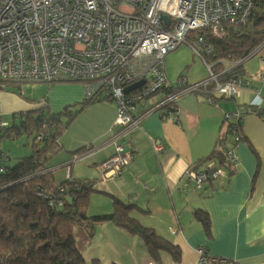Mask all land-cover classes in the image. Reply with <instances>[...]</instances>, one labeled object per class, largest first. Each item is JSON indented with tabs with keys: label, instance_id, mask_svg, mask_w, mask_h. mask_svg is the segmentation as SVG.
<instances>
[{
	"label": "crops",
	"instance_id": "0c3cea01",
	"mask_svg": "<svg viewBox=\"0 0 264 264\" xmlns=\"http://www.w3.org/2000/svg\"><path fill=\"white\" fill-rule=\"evenodd\" d=\"M259 69V74L253 77L257 80L256 85L252 83L244 87L236 98L211 104L204 96L203 98L196 92H190L182 95L176 103V121L169 116L163 117L168 112L166 109L145 115L138 127L122 138L126 148L133 153L128 170L105 183L99 178L100 183L95 192L105 194L106 197H96L95 200L107 201L110 207L101 203L98 205L99 209L94 210V203H90L93 192L89 200L90 215L110 213L112 208L115 209L117 201L130 205L132 216L143 226L153 228L178 247L179 258L175 260L165 254L163 264H196L200 248L212 255L237 259L239 264H264V117L249 112L252 101L262 98L264 106V81L260 78L264 74L263 62ZM175 83L171 82L172 85ZM256 88L261 89L260 98H257ZM8 89L0 87V97L9 99V95L1 91ZM74 90L76 95L71 94ZM55 92L60 93L54 96L52 104L55 100H62L63 103H70L69 105L84 100L74 102L80 98L82 91L73 85L58 86ZM161 97L162 95H155L147 103L142 102L138 110L148 107L150 102L159 101ZM89 106L94 111V120L85 119L86 128L79 130V136L89 132L96 136L93 141H100L108 134L109 128L113 130L117 108L113 103H105L103 100L86 107ZM36 109L38 107L19 113ZM238 111L245 112L240 130L241 138L239 134L229 137L231 148L238 156L235 172L218 178L213 184L208 185L207 182L203 190L196 188L194 181L187 176V169L194 164L197 168L204 167L201 160L213 153L219 136L226 131L224 119L228 114ZM19 113L14 112L11 119H6L5 114L0 112L6 123L16 121ZM155 142L164 146L162 152L155 151ZM81 143L77 141L70 147L64 146L66 148L56 154L49 165L54 170L72 164L71 175L78 174L98 180V176H90V171L96 170L97 164L111 156L113 148L110 145L105 148L102 146L92 158V164H88L91 167L82 170L76 169V163H73L79 155L71 161L73 154L79 153L78 149L84 146ZM19 151L20 147L11 154L3 151V155L9 156L10 162L14 163V159L16 162L22 157L18 156ZM22 151L25 155L26 150ZM63 169L55 172L56 179L57 173L63 172ZM109 198L115 202L112 204ZM196 207L208 214L210 231L204 228L200 220L192 218ZM111 223L109 221L102 224L111 226L119 237L121 250L117 251L120 258L115 260L116 264L153 263L154 260L145 249H133L130 237L126 238L128 242H124L127 235L121 231H125ZM93 255L94 258L101 256L95 248L91 249L87 257ZM122 260V263L118 262Z\"/></svg>",
	"mask_w": 264,
	"mask_h": 264
},
{
	"label": "built area",
	"instance_id": "2783aa9c",
	"mask_svg": "<svg viewBox=\"0 0 264 264\" xmlns=\"http://www.w3.org/2000/svg\"><path fill=\"white\" fill-rule=\"evenodd\" d=\"M254 8L255 0H0V83L80 82L88 98L111 97L117 105L115 125L123 131L119 141L112 136L110 139L118 154L102 165L109 168L110 175L117 174L131 158L120 138L154 111L166 109L163 117L176 121L179 96L198 89L200 83L188 84L183 77L177 89L170 90L166 55L185 43L193 30L209 29L214 36L225 35L226 23L247 21ZM202 40L199 36L192 42L196 55L201 54ZM209 71L210 76L199 86L205 88L213 82L218 94L240 96L245 84L242 80L221 83L211 67ZM142 81L141 86L126 92ZM163 89L169 91L159 101L151 102L146 114H137L138 105ZM136 100L137 105H128ZM207 101L213 103L211 98ZM250 105L249 112L258 113L262 98ZM228 118L235 123L236 134L244 114L238 111ZM5 124L0 114V128ZM154 149L160 153L164 146L155 142ZM228 158L233 165L238 163L232 149ZM215 165L210 162L207 168ZM3 170L5 167L0 168ZM186 173L201 190L210 179L226 176L228 171L218 168L206 173L194 164ZM196 264L239 262L200 248Z\"/></svg>",
	"mask_w": 264,
	"mask_h": 264
},
{
	"label": "trees",
	"instance_id": "16d2710c",
	"mask_svg": "<svg viewBox=\"0 0 264 264\" xmlns=\"http://www.w3.org/2000/svg\"><path fill=\"white\" fill-rule=\"evenodd\" d=\"M225 29V35L221 37L214 36L209 29L193 30L185 43L193 48L192 42L202 36V51L199 57L218 76V82L227 83L238 77L245 83L243 88L247 87L254 79L249 75L244 63L257 56L264 63V0H255V8L247 21L226 23ZM225 61L233 63L230 70L224 66ZM183 77L185 76L181 73L177 83L171 86V91L177 89ZM260 78L264 81V74H261ZM36 83L54 86L77 82L60 80ZM198 83L201 84L202 81ZM200 84L197 91H194L195 94L211 98L214 104L229 98L218 94L213 82L205 88L199 86ZM0 87L9 88V81L0 83ZM167 91L169 89H163L156 95L164 96ZM255 92L261 94V89L256 88ZM102 100L113 99H101L100 96L85 97L82 102L68 105L64 111L56 113L46 112L43 105L36 110L19 113L16 121L0 128V168L5 167V170L0 171V264H90L84 255L85 247L93 240L96 226L105 220L111 221L128 234L140 236L154 263L163 264L165 254L175 260L179 258L178 247L153 228L143 226L132 216L130 205L117 201L112 215H90L89 200L93 192L91 184L95 179L85 178L84 181V178L76 177L57 182L55 172L65 166L52 170L49 163L56 154L66 148L65 144L60 143L59 135L63 134L66 124L74 120L87 105ZM137 104L138 100L128 105L131 107ZM138 108L140 113L137 114L143 115L149 107H141L139 110ZM257 112L264 117V106ZM62 115L66 116V120L62 119ZM224 120L226 131L219 136L213 153L201 160L200 163H203L204 167L199 166L198 170L200 168L210 173L223 168L230 174L235 172L236 165L228 158V151L232 149L229 137L234 135L235 123L227 117ZM122 131L123 128L114 125L112 137L119 141ZM128 133L120 138L123 145L122 138ZM236 134L240 136V131ZM23 135L33 136L35 142L33 141L32 150L30 154L11 163L10 157L3 155L1 142H13ZM40 135L41 139L38 138ZM113 145L115 146L114 142ZM82 149L84 147L78 151ZM115 154L114 150L111 156L97 165H102ZM210 162H216V165L208 169ZM216 180L218 178L210 179L208 185ZM199 220L204 228L210 231L211 221L208 214L202 213Z\"/></svg>",
	"mask_w": 264,
	"mask_h": 264
},
{
	"label": "rangeland",
	"instance_id": "374dc122",
	"mask_svg": "<svg viewBox=\"0 0 264 264\" xmlns=\"http://www.w3.org/2000/svg\"><path fill=\"white\" fill-rule=\"evenodd\" d=\"M259 56L250 58L247 60L244 65L246 70L249 72V75L255 77L257 74H259L260 69V63L261 60H259ZM165 65V71H166V76L168 79V83H175L177 78L181 73L184 74L185 76V81L188 84H196L198 82H201L208 78L210 76V71L209 67L206 66V64L202 61V59L199 57V55H196L193 48L186 44L182 43L179 45L176 49L170 51L164 61ZM224 66H226L227 69H231L233 67V63H230V61H225ZM254 85H256L257 80H253ZM76 86L79 87L82 91L81 96L79 99H75L74 102L76 101H82L86 97V92H85V85L83 83L77 82L76 84H57L54 86H50L48 83H11L9 85L8 90H1L2 93L8 94L9 99L7 98H2L0 97V112L2 115L5 114L6 119H11L12 115L14 112H21V111H26L29 109H35L37 107H44V110L49 113H55V112H60L66 105H69L70 103H63L64 101L62 100H55L52 104V100L56 94H59L60 92H55V88L58 86ZM6 89V88H3ZM76 90L72 91V95H76ZM160 96V95H159ZM66 97L63 98L65 100ZM105 103H113L116 108V102L115 101H106L104 100ZM47 103V104H45ZM102 103V102H100ZM6 105V106H4ZM94 111L89 107H86L84 111L79 113L76 119L72 120L69 122L66 128L64 129L63 134H60L58 139L61 144H65L66 147H70L71 144L77 141H81V146L84 147V149L80 150L79 153L77 154H72L66 152L70 157L72 156V159L75 158V156H82L81 161H76L75 168H81L84 170L85 168H90L91 166L88 164H92V158L94 157L96 151L100 149L102 146L105 148V146L110 145V147L113 148L116 151V154H118V151L115 149V146L113 143H111L110 139L111 136L113 135L112 130L109 128L108 134L103 137L102 140L100 141H93L96 136L93 135L92 133H83L82 135L79 136V130H84L86 128V120L85 119H92L94 120ZM62 119L66 120V116L62 115ZM85 120V121H83ZM83 121V122H81ZM101 124V123H100ZM33 136H27L23 135L19 137L14 143L10 141H4L2 143V150L7 153L11 154V152H17L18 147H20V151L18 152V156H24L22 150H26V154H30L33 146ZM125 145V144H124ZM127 145L124 146V151L125 152H130L131 153V158L130 161L120 170H117L116 173H110L108 172L109 168H106V166L103 165H96L97 169L90 171V176H98V180H94V182L91 184L92 189H93V194L91 195V205L94 203V210L99 209L98 205L101 203H105L107 206L110 207V203L107 201H101V200H95L96 197H106L105 194L95 192L98 190V182L99 178L101 179V182L105 183L107 180L112 179L117 176H121L124 171L128 170V166L132 162L133 159V153L131 150H128L126 148ZM82 147V148H83ZM49 155H51V150L49 152ZM16 159L13 160L15 162ZM132 164V163H131ZM72 164H69L65 166L63 169V172L57 173V180L60 183L63 179L65 178H84L83 180L85 181V177L82 175H71V172L73 170ZM115 174V175H114ZM114 175V176H113ZM75 176V177H74ZM88 176V175H87ZM220 178V177H219ZM95 179V178H93ZM195 183V182H194ZM196 184V183H195ZM207 186V182L203 185V190ZM197 187V185H196ZM111 201V198H109ZM115 201H111L113 204ZM90 205V206H91ZM114 208H112V211L110 213H104L101 215H112L114 213ZM107 212V210L105 211ZM203 210L199 207H196L195 211L193 212L192 218L197 219L199 221V216L202 215ZM105 222H109L108 220H105L103 222H99V224L96 226L95 230V237L91 242L85 247L84 254L86 258L88 259V262L90 264H116L115 260H119V255L117 251L120 252L121 247L119 243V237L117 233L115 232L114 229L110 228L111 226H108L107 224H102ZM113 224V223H111ZM110 225V224H109ZM99 226V227H98ZM122 229V228H121ZM119 229V231H121ZM123 230V229H122ZM121 233H124V242L127 241V237H130L132 243H133V249L139 250V249H145L147 254L149 255L148 249L144 241L141 239L140 236L138 235H131L128 234L126 231ZM130 235V236H129ZM79 242V239L77 240V243ZM92 248H95L101 256L95 257L93 255L92 257H87L88 253L91 251ZM206 250V249H205ZM207 251V250H206ZM124 254V253H123ZM113 256H116L118 259H114ZM125 256V254H124ZM95 259H97L95 261ZM120 263L122 261H118Z\"/></svg>",
	"mask_w": 264,
	"mask_h": 264
},
{
	"label": "clouds",
	"instance_id": "9594fccd",
	"mask_svg": "<svg viewBox=\"0 0 264 264\" xmlns=\"http://www.w3.org/2000/svg\"><path fill=\"white\" fill-rule=\"evenodd\" d=\"M249 18H250V17H249ZM226 69H227V68H226ZM227 70H230V69H227ZM236 78H238V77H236ZM206 79H207V78H206ZM190 92H194V91H192V90L187 91V93H190ZM204 97H205V96H204ZM229 98H236V97H229ZM205 99L207 100L206 97H205ZM150 103H151V102H150ZM150 103H149V104H150ZM211 104H212V103H211ZM250 104H251V103H250ZM250 104H249V105H250ZM150 105H151V104H150ZM261 106H262V105H261ZM261 106H260V107H261ZM250 107H251V105H250ZM260 107H259V108H260ZM259 108H258V109H259ZM241 112H242V114H245V112H243V111H241ZM235 113H236V112H235ZM251 113H252V112H251ZM233 114H234V113H233ZM254 114H257V115H258V113H254ZM228 115H231V114H228ZM228 115H227V118H228ZM241 126H242V124H241ZM98 150H99V149H98ZM98 150H97V151H98ZM97 151H96V152H97ZM82 158H83V157L80 156L79 158H77V161H81Z\"/></svg>",
	"mask_w": 264,
	"mask_h": 264
},
{
	"label": "water",
	"instance_id": "95a60500",
	"mask_svg": "<svg viewBox=\"0 0 264 264\" xmlns=\"http://www.w3.org/2000/svg\"><path fill=\"white\" fill-rule=\"evenodd\" d=\"M163 18L166 19V20H168V17L165 16V15H163ZM143 83L144 82L142 81V82H139V83H136V84L132 85L131 87H129V88L126 89V92H128L129 90H132L134 88H137V87L141 86Z\"/></svg>",
	"mask_w": 264,
	"mask_h": 264
},
{
	"label": "flooded vegetation",
	"instance_id": "af4514ba",
	"mask_svg": "<svg viewBox=\"0 0 264 264\" xmlns=\"http://www.w3.org/2000/svg\"><path fill=\"white\" fill-rule=\"evenodd\" d=\"M237 260V259H236Z\"/></svg>",
	"mask_w": 264,
	"mask_h": 264
}]
</instances>
